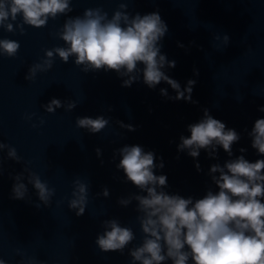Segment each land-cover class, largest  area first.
Instances as JSON below:
<instances>
[{
    "label": "water",
    "instance_id": "water-1",
    "mask_svg": "<svg viewBox=\"0 0 264 264\" xmlns=\"http://www.w3.org/2000/svg\"><path fill=\"white\" fill-rule=\"evenodd\" d=\"M121 2L71 0L73 11L68 16L97 7L111 16ZM127 11L158 12L167 24L161 53L176 66L164 71L181 89L188 80L196 81L193 102L161 95L162 88L169 97L176 95L164 82L151 89L141 77L131 87H122L124 78L114 71L84 73L74 57L64 63L56 56L50 70L27 80L29 68L44 59L45 50L66 46L55 34L68 16L49 19L41 28L24 25L23 35L19 29L0 28V39L20 44L14 57L0 50V143L14 147L20 157L18 163L8 158L7 148L0 152V259L5 264H132L130 250L142 243L143 234L137 202L127 207L118 203L139 193L116 167L120 159L116 150L125 145L153 152L157 164L162 159L164 167L154 171L167 176L165 191L194 199L209 188L218 191L209 175L211 165L240 155L250 162L264 159L251 147L248 135L255 121L264 118L259 110L264 107V0H129ZM20 22L18 17L16 23ZM224 35L229 37L226 46ZM53 98L65 106L74 101L76 107L48 113L43 105ZM205 109L240 135L232 145V157L220 146L215 158L203 149L195 159L186 150L178 151L180 137L190 136L188 125L202 119ZM101 115L109 124L99 133L76 126L77 117ZM241 148L246 151L241 153ZM22 172L28 194L23 200L13 199V177ZM30 172L54 189L48 206L28 184ZM76 180L88 185L82 216L68 207ZM105 187L107 198L99 195ZM113 218L135 234L122 253L102 252L95 243L104 231L102 221Z\"/></svg>",
    "mask_w": 264,
    "mask_h": 264
},
{
    "label": "clouds",
    "instance_id": "clouds-1",
    "mask_svg": "<svg viewBox=\"0 0 264 264\" xmlns=\"http://www.w3.org/2000/svg\"><path fill=\"white\" fill-rule=\"evenodd\" d=\"M128 2H121L111 16L100 7L87 8L82 15L68 16L73 11L71 0H0V28L7 32L19 29L23 35L24 25L41 28L47 26L49 19L68 16L55 34L66 46L45 50L44 59L29 68L25 76L27 80L34 79L37 72L50 70L56 56L64 63L74 57L75 65L84 73L102 69L114 71L124 78L122 87H131L141 77L151 89L164 82L176 95L169 97L167 89L163 88L161 95L171 100L193 102L191 93L196 81L188 80L181 89L180 83L164 71L166 67L176 66L174 60L169 61L161 53L160 41L168 31L167 24L158 12L129 13ZM18 17L20 23H16ZM223 41L226 46L229 37L224 35ZM19 48L17 41L0 39V50L8 57H14ZM194 74L199 73L194 70ZM43 107L48 113L61 107L71 111L76 103L70 101L65 106L61 100L53 98ZM259 110L264 112V107ZM118 123L129 131L135 130L132 125ZM108 124L109 119L102 115L76 119L78 128L87 129L92 134L101 132ZM188 131L190 136L180 137L178 151L186 150L194 159L199 157L202 149L209 157L215 158L218 146L232 157V145L240 140L234 129L226 128L207 109L202 119L188 125ZM248 135L251 147L264 156V118L255 121ZM5 148L8 149V158L19 163L16 149L0 143V152ZM245 151L240 149L241 153ZM96 152L101 155L99 148ZM116 153L120 157L117 169L122 170L126 181L139 190L137 194L118 200L123 207L135 200L136 210L140 213L137 220L143 239L139 246L130 250L132 264H264V159L250 162L240 155L223 165H211L209 175L218 191L209 188L202 198L194 199L165 191L167 176L157 175L154 171L162 169L164 164L162 159L159 164L155 162L153 152L145 151L140 145H125ZM195 167L201 171L198 162ZM13 179L12 198L25 199L28 187L23 182L24 173ZM27 182L36 190L39 201L48 206L54 189L35 173L28 174ZM74 185L68 207L76 210L77 216H82L88 202V185L80 180L74 181ZM109 194L106 187L99 193L105 198ZM102 226L104 231L95 241L102 252L122 253L135 239L132 229L122 226L118 219L104 220ZM0 264L5 261L0 259Z\"/></svg>",
    "mask_w": 264,
    "mask_h": 264
}]
</instances>
